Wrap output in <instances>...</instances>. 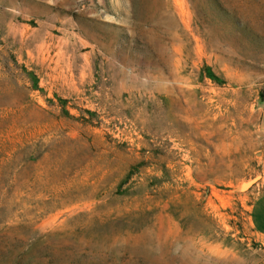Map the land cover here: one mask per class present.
<instances>
[{"label":"rangeland","instance_id":"1","mask_svg":"<svg viewBox=\"0 0 264 264\" xmlns=\"http://www.w3.org/2000/svg\"><path fill=\"white\" fill-rule=\"evenodd\" d=\"M264 0H0V264H264Z\"/></svg>","mask_w":264,"mask_h":264},{"label":"crops","instance_id":"2","mask_svg":"<svg viewBox=\"0 0 264 264\" xmlns=\"http://www.w3.org/2000/svg\"><path fill=\"white\" fill-rule=\"evenodd\" d=\"M260 126L264 130V106L261 110ZM249 219L254 232L264 237V192L256 196L252 201Z\"/></svg>","mask_w":264,"mask_h":264}]
</instances>
